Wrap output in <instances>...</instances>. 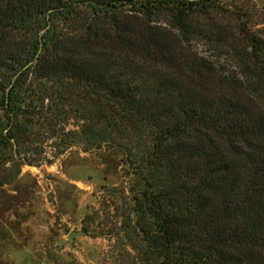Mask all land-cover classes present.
<instances>
[{"label": "trees", "instance_id": "16d2710c", "mask_svg": "<svg viewBox=\"0 0 264 264\" xmlns=\"http://www.w3.org/2000/svg\"><path fill=\"white\" fill-rule=\"evenodd\" d=\"M58 124L126 171L111 264H264L254 0H0V159Z\"/></svg>", "mask_w": 264, "mask_h": 264}, {"label": "rangeland", "instance_id": "374dc122", "mask_svg": "<svg viewBox=\"0 0 264 264\" xmlns=\"http://www.w3.org/2000/svg\"><path fill=\"white\" fill-rule=\"evenodd\" d=\"M254 2L264 12V0ZM59 126L34 128L26 153L0 159V264L112 262L119 221L106 207L113 189L127 188L126 171L111 151H63Z\"/></svg>", "mask_w": 264, "mask_h": 264}, {"label": "water", "instance_id": "95a60500", "mask_svg": "<svg viewBox=\"0 0 264 264\" xmlns=\"http://www.w3.org/2000/svg\"><path fill=\"white\" fill-rule=\"evenodd\" d=\"M73 235H74V234L72 233V234H70V236H69V237L72 239V238H73Z\"/></svg>", "mask_w": 264, "mask_h": 264}]
</instances>
